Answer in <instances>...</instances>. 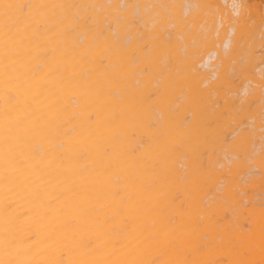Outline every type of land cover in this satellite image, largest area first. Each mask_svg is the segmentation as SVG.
Returning <instances> with one entry per match:
<instances>
[{
    "label": "bare ground",
    "instance_id": "obj_1",
    "mask_svg": "<svg viewBox=\"0 0 264 264\" xmlns=\"http://www.w3.org/2000/svg\"><path fill=\"white\" fill-rule=\"evenodd\" d=\"M0 264H264V0H0Z\"/></svg>",
    "mask_w": 264,
    "mask_h": 264
}]
</instances>
